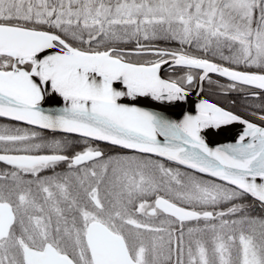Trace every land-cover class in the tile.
I'll return each mask as SVG.
<instances>
[{"label":"snow or ice","instance_id":"1","mask_svg":"<svg viewBox=\"0 0 264 264\" xmlns=\"http://www.w3.org/2000/svg\"><path fill=\"white\" fill-rule=\"evenodd\" d=\"M205 82L264 101V0H0V264H264V103Z\"/></svg>","mask_w":264,"mask_h":264},{"label":"trees","instance_id":"2","mask_svg":"<svg viewBox=\"0 0 264 264\" xmlns=\"http://www.w3.org/2000/svg\"><path fill=\"white\" fill-rule=\"evenodd\" d=\"M212 78L213 80L219 79L221 83H225L223 78H217L215 75H213ZM204 89H205V94L208 97H210V99L215 100L221 105L239 114H242L248 117L249 119H254V117L251 115V110L249 106H251V108L254 109L255 111L259 112L260 109L256 106L260 105L261 103H264V101H262L261 99H253L251 97L246 98L245 94L243 93L232 92L228 95H223L221 89L217 88L216 86L208 85L207 82H205L204 84ZM233 100L236 101L235 104L232 103ZM3 124H8L11 126V125L18 124V122H12L4 118H0V125H3ZM45 135L51 137L52 134L45 130ZM56 135L60 136L62 134L58 133ZM103 147L105 148V151H109L113 154L115 153V151H117V150H111L107 146H104V145Z\"/></svg>","mask_w":264,"mask_h":264},{"label":"water","instance_id":"3","mask_svg":"<svg viewBox=\"0 0 264 264\" xmlns=\"http://www.w3.org/2000/svg\"><path fill=\"white\" fill-rule=\"evenodd\" d=\"M165 67H166V66H165ZM162 74H164V72H162ZM203 98H204V99H208V100H210L211 102L218 103V102H216L215 100L210 99V97H208V96L205 95V94L203 95ZM196 100H197V97H196V96H192V97L190 98L188 104L183 106L184 109H185V110H191V108H192V106H193V103H194ZM218 104H220V103H218ZM220 105H221V104H220ZM146 106H147V107H150V108H158V107H159V105H155V104H147ZM221 106H222V107H225V106H223V105H221ZM225 108H226V109H229V108H227V107H225ZM229 110H231V109H229ZM232 111H233V110H232ZM165 112H166L167 114H169L170 117L173 118V119H179V118H182V117H181V111H180V108H179V107L167 108V109H165ZM234 112H235V111H234ZM238 114H239V113H238ZM240 115H242V114H240ZM242 116H244V115H242ZM244 117L247 118V119H249V118L246 117V116H244ZM231 127H232V130H233V131H236V130H238V129L241 128V126L238 125V124L233 125V126H231ZM215 139H216L217 141H219V142H228V141H231V140H232V136H231V135H225V134L222 133L221 135L216 136ZM213 146H214V145H213Z\"/></svg>","mask_w":264,"mask_h":264},{"label":"flooded vegetation","instance_id":"4","mask_svg":"<svg viewBox=\"0 0 264 264\" xmlns=\"http://www.w3.org/2000/svg\"><path fill=\"white\" fill-rule=\"evenodd\" d=\"M164 74L165 75H169V74H171V75H177V74H180V73H179V70H177L176 73H171L170 71H167V72H164ZM101 146L103 147V145H101Z\"/></svg>","mask_w":264,"mask_h":264}]
</instances>
